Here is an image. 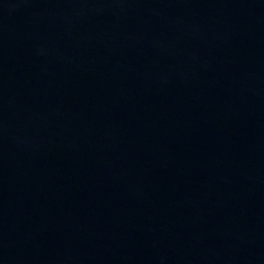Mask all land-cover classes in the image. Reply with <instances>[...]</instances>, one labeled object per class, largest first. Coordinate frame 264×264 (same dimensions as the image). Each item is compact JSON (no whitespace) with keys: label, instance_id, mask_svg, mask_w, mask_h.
Returning <instances> with one entry per match:
<instances>
[{"label":"water","instance_id":"1","mask_svg":"<svg viewBox=\"0 0 264 264\" xmlns=\"http://www.w3.org/2000/svg\"><path fill=\"white\" fill-rule=\"evenodd\" d=\"M0 264H264V0H0Z\"/></svg>","mask_w":264,"mask_h":264}]
</instances>
